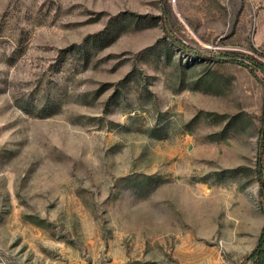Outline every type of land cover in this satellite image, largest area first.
Here are the masks:
<instances>
[{
	"label": "rangeland",
	"instance_id": "rangeland-1",
	"mask_svg": "<svg viewBox=\"0 0 264 264\" xmlns=\"http://www.w3.org/2000/svg\"><path fill=\"white\" fill-rule=\"evenodd\" d=\"M263 53L264 0H0V264H253Z\"/></svg>",
	"mask_w": 264,
	"mask_h": 264
},
{
	"label": "trees",
	"instance_id": "trees-1",
	"mask_svg": "<svg viewBox=\"0 0 264 264\" xmlns=\"http://www.w3.org/2000/svg\"><path fill=\"white\" fill-rule=\"evenodd\" d=\"M182 49H185L186 51L194 52L193 49H191L189 46H186L184 44L179 43ZM239 52L237 51H227L222 53L219 56V59L221 60H236L239 56ZM264 54V53H263ZM245 55V54H242ZM248 60L250 61L251 68L255 69L262 73L264 77V62L255 56L252 55H246ZM263 87H264V79H263ZM257 145H258V153H257V171L259 174V179L261 181L262 191L260 193V202L262 204V208L264 211V181L262 180V163L264 161V91H263V106H262V113H261V126L258 132V139H257ZM246 260L252 261L253 264H264V224L261 228V232L258 236V241L256 246L252 249V251L246 256Z\"/></svg>",
	"mask_w": 264,
	"mask_h": 264
},
{
	"label": "built area",
	"instance_id": "built-area-1",
	"mask_svg": "<svg viewBox=\"0 0 264 264\" xmlns=\"http://www.w3.org/2000/svg\"><path fill=\"white\" fill-rule=\"evenodd\" d=\"M220 264H231V263H228V262H222V263H220Z\"/></svg>",
	"mask_w": 264,
	"mask_h": 264
}]
</instances>
